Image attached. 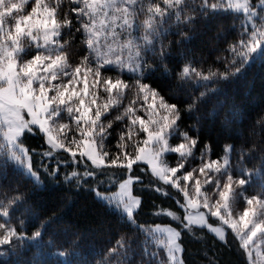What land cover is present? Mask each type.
<instances>
[{"label":"snow or ice","instance_id":"obj_1","mask_svg":"<svg viewBox=\"0 0 264 264\" xmlns=\"http://www.w3.org/2000/svg\"><path fill=\"white\" fill-rule=\"evenodd\" d=\"M31 2L0 0V127L5 129L0 149L8 159L21 166L24 174L38 183L39 172L33 167L32 156L22 140L27 134L35 135L38 129L50 148L42 155L51 158L53 152L62 149L69 154L72 163L84 164V180L96 179L98 173H103L107 168L126 169L129 175L119 184V193L105 195L99 187H92L91 190L98 200L107 201L109 206L115 202L116 210L126 213L127 220L133 224H136L134 209L138 208L141 200L132 195L131 186L134 180L139 181L141 178L133 177L131 173L134 165L143 162L149 166L153 176L183 194V203L177 200V204L185 211L184 228L207 226L225 243L226 230L231 229L248 256V264H264V250L261 249L264 243V189L255 195L245 194V186L253 175L243 166L246 153L241 151L239 178L232 175L228 166L227 153L232 151V145L225 146L223 163L219 160H204L207 153L202 151L198 169L187 170L188 158L193 156L199 138L180 129L182 113L178 103H170L158 89L144 82L146 73L154 70L150 59L154 62L158 58L164 64L170 55L173 42L164 43L170 29L175 27L183 37L184 34L180 32L182 26L192 25L196 18L190 13L207 17L210 12L224 9L222 0H191V7L189 0H162V3L155 0H70V3L77 5L70 9L75 15V23L67 12L63 18L60 17L61 0H35L30 11H27ZM224 10L242 11L252 23L248 39H241L238 47L231 48L232 53L240 58L239 62L247 63L250 57L264 53V14L259 15V24L253 20L258 17V12L264 13V0H259V9L253 7L250 0H228L227 9ZM141 16L144 17L142 20ZM77 33L83 34L81 43L87 53L73 67L69 62L68 49ZM65 34L68 39H64ZM122 34L127 38L119 43V48L121 53L128 50L127 58L117 54L116 44L120 42ZM112 70L118 72L116 78L104 75V72ZM125 70L136 74L134 84L119 78ZM164 71L168 72L166 64ZM236 71L239 72L240 68ZM193 76L198 78L197 83L217 78L228 79L227 73L210 71L209 75H203L192 66L191 61L177 73L181 85ZM203 86L206 91L198 97L179 102L186 104L188 113L198 111L199 104L206 97L207 84ZM126 89L135 91L137 100H142V103L136 107L137 101H133L122 114L107 119L105 123L111 108L119 104V98ZM105 93L106 99L103 98ZM138 111H143L147 119L137 114ZM24 113H27L28 118H25ZM64 113H67L69 122H60ZM125 120V130L119 133L117 142V148L122 153L118 152L110 158L104 141L110 135L109 130L114 123H123ZM73 124L77 135H73L69 141L67 136L73 131ZM140 133L145 136L142 140L139 139ZM177 134L182 142L173 146L170 137ZM130 144L134 146L133 153L127 151ZM208 148L206 144L205 149ZM169 153L179 156L174 167L169 166L165 159ZM86 162H90L91 167ZM43 167L48 171L47 165ZM197 171L199 176L196 175ZM58 174L59 166L49 172L53 178ZM64 179L65 182L76 179L78 187L82 183L81 174L77 171L65 175ZM103 183V180L99 181V184ZM156 191L161 190L157 188ZM240 198H243L246 206L241 213L234 214L233 209ZM21 199L19 195L0 198V218L9 217L10 206ZM201 208L206 211H200ZM166 215L180 219L171 211ZM208 217L215 218L222 227H213ZM137 227L153 239L156 238L154 233L166 234L168 264H184L178 255L183 251L178 243L180 231L171 227L162 228L159 224L147 230L143 225ZM41 237L42 232L36 231L31 239L39 241ZM24 239L23 232L18 231L8 220L0 222V246L14 248L16 241ZM51 243L48 242L49 245ZM130 245L131 240L126 244L121 237L108 250L103 264H107L108 258L112 256L117 257L115 264H127L125 258ZM253 251L256 259H253ZM68 254L54 253L58 256ZM144 255H148L146 247ZM152 256L155 257L156 253L153 252Z\"/></svg>","mask_w":264,"mask_h":264},{"label":"trees","instance_id":"obj_2","mask_svg":"<svg viewBox=\"0 0 264 264\" xmlns=\"http://www.w3.org/2000/svg\"><path fill=\"white\" fill-rule=\"evenodd\" d=\"M33 2L35 0L27 6L28 9ZM155 2L162 3V0ZM75 6L77 5L70 3V0H61L60 17L63 18L67 12L75 23V15L70 12ZM189 6L191 7V0ZM190 14L196 18L192 25L182 26L180 32L184 34L183 37L173 27L164 41L166 45L169 41L173 42L170 55L164 61L168 72L164 71V64H161L158 58L154 62L150 59L154 70L146 73L144 82L158 89L170 103H178L182 113L180 129L187 131L194 138L197 136L199 138L193 156L188 158L186 169L189 171L193 168L198 169L202 151L207 153L203 157L204 160L222 162V157L226 155L225 146L232 145V151L227 153L232 175L239 178L243 150L246 153L243 166L247 172L253 173L244 191L248 196L255 195L264 189V54L242 64L239 62L240 58L232 53L231 48L238 47L241 39L247 40L251 33L252 27L246 24L243 14L224 9L210 12L207 17L196 13ZM143 18L140 17L141 20ZM254 21L259 24V17ZM64 32L67 33V29ZM83 38L82 33H77L71 48L68 49L69 62L73 67L87 53V49L81 43ZM126 38L122 34L120 42L116 45L119 47V43ZM64 39H68L67 34ZM176 41L180 43H175ZM101 43H104L103 38ZM188 61H191L192 66L203 75H209L210 71L227 73L228 79L217 78L197 83L198 78L193 76L191 80L181 85L177 73ZM237 68H240L239 72L236 71ZM104 75L116 78L118 72L106 71ZM119 78L134 84L136 74L125 70ZM205 83L208 89L206 97L199 104L198 111L188 113L186 104L179 102L190 101L192 97H198L201 92H205L203 86ZM103 98H107L106 93L103 94ZM133 101H137L136 107L142 103V100H137L135 91L126 89L119 98V104L111 108L105 123L107 119L122 114ZM137 114L147 119L143 111H138ZM60 122H69L67 113L63 114ZM126 123L127 120L123 123L117 121L109 130L110 135L104 141V145L110 158L115 157L118 152L122 153V150L117 148V142L120 138L119 133L125 130ZM72 128L73 131L67 136L69 141L73 135H77L74 124ZM144 138V134L140 133L139 139ZM22 140L32 156L33 167L39 172L40 180L37 183L28 178L0 149V198L17 195L22 197L19 203L10 206L11 215L0 218V222L8 220L26 237L23 241H16L14 248L9 245L0 246L2 253L0 264H98V262L103 264L108 250L114 247L121 237L126 244L131 240L125 258L127 264H168L164 248L137 225H143L147 230L156 222H171L163 210L178 211L182 216L183 210L178 206L176 195L170 185L158 182L143 164L133 166L131 175L141 178L132 184L133 193L139 195L141 199L139 208L134 212L136 224H133L124 215L98 200L91 190L92 187H99L102 192L115 189L118 182L129 175L126 169L107 168L103 173H98L96 179L84 180L82 176L84 164L72 163L69 154L62 149L53 152L51 158L42 155L50 148L45 144L38 129L35 135L27 134ZM179 141H182L179 134L170 137L172 144ZM206 144L209 145L208 149H205ZM134 150L132 144L127 148L129 153H133ZM165 159L174 167L179 156L169 153ZM64 161L68 163L65 164ZM86 163L91 167L90 162ZM43 165L48 166V171L44 170ZM57 166L59 174L53 178L49 172ZM72 171L81 174L82 183L79 187L76 179L65 182V175H70ZM180 174H183V170ZM196 175L199 176L198 171ZM100 180L104 183L99 184ZM204 187L208 188L207 185ZM157 188L161 191H156ZM5 203L7 204V201ZM245 206L243 198H240L233 212L243 211ZM175 225L181 232L179 241L183 249L181 258L184 264H248L246 253L231 230L227 229L225 243L216 239L205 228L192 226L186 229L179 223ZM36 231L42 232L39 241L31 239ZM49 241L52 242L51 245L48 244ZM145 247L147 256L144 255ZM56 252L70 254L58 256L54 255ZM153 252L156 253L155 257L152 256ZM116 260V256L109 257L107 264H115Z\"/></svg>","mask_w":264,"mask_h":264},{"label":"rangeland","instance_id":"obj_3","mask_svg":"<svg viewBox=\"0 0 264 264\" xmlns=\"http://www.w3.org/2000/svg\"><path fill=\"white\" fill-rule=\"evenodd\" d=\"M214 2H217V0H214ZM222 2H223V4H224V9H227V2H228V0H222ZM250 3H251V5L253 6V7H256L257 9H259V0H250ZM32 4H34V2L32 3ZM30 7V6H29ZM31 8V7H30ZM30 8L28 9H26L27 11H30ZM230 11H233V10H230ZM233 12H235V11H233ZM239 13H241V14H243V16L245 17V22H246V24H250V26L252 27V23L247 19V17L245 16V14L241 11V12H239ZM260 14H264V13H259L258 12V17H259V15ZM258 17H254L253 18V20L254 19H256V18H258ZM116 47H118L117 45H116ZM33 51H34V48H33ZM242 51H243V49H242ZM117 54H121V55H123L125 58H127V56H128V50L127 49H125L122 53L120 52V48L118 47L117 48ZM261 54H264V53H258L257 55H254L253 57H250L249 58V60H248V62L247 63H249L251 60H253V59H255L257 56H260ZM24 115H25V118H28L27 117V113H24ZM3 130H5V129H3L2 127H0V138H1V141H2V143L4 142L3 141V135H2V132H3ZM39 131V130H38ZM43 136V135H42ZM43 139H44V142H45V138H44V136H43ZM180 142H182V141H179L178 143H180ZM171 143V142H170ZM178 143H175V144H172L173 146H175L176 144H178ZM45 144L49 147V145L45 142ZM25 147V146H24ZM26 148V147H25ZM27 149V148H26ZM5 156H6V158L8 159V157H7V155L5 154ZM9 160V159H8ZM16 168H18V169H20L21 171H23L24 172V170H23V168L21 167V166H19V165H17L16 163H14L13 161H11V160H9ZM220 163H223V161L221 162V161H219ZM138 163H141V164H143L144 166H146L147 167V169H148V171L151 173V169L149 168V166L147 165V164H145V163H143V162H138ZM168 163V162H167ZM170 166V165H169ZM152 174V173H151ZM182 175V174H181ZM128 177V176H127ZM127 177H125L124 179H127ZM133 177H136V176H133ZM155 177V176H154ZM157 180H158V182H160L161 184H163V185H165L164 183H163V181H161V180H159V178H157V177H155ZM201 178V177H200ZM124 179H122V180H120L119 182H118V184H117V186L115 187V189H113V190H111V191H107V192H103L105 195H113V194H116V193H119L120 192V189H119V184L120 183H122L123 182V180ZM33 180V179H32ZM34 181V180H33ZM135 181V180H134ZM194 182V181H193ZM171 186V185H170ZM173 190H174V193H175V195H176V201L177 200H179L181 203H183V201H184V197H183V194L181 193V192H179V191H177L176 189H174L173 188ZM131 191H132V186H131ZM210 191V190H209ZM94 195H95V193H94ZM132 195H134V196H136L137 198H139L140 199V196L139 195H137V194H135V193H133V191H132ZM95 197H96V195H95ZM97 198V197H96ZM141 200V199H140ZM104 203H106L108 206H109V204H108V202L107 201H103ZM140 206V205H139ZM139 206H138V208H139ZM179 206V205H178ZM113 210H115V211H117L118 213H120V214H122V215H124L126 218H127V216H126V213H122L121 211H118V210H116V207H115V202H113V204L110 206ZM138 208H136V209H134V212L138 209ZM181 208V207H180ZM182 209V208H181ZM183 210V214H182V216L179 214V212L178 211H173V210H163L162 212L164 213V214H166L168 211H171V212H173L176 216H178V217H180V219H173V217H170V216H168L169 218H170V220H171V222H156V223H154V224H151L150 226H149V229L150 228H154L157 224H159L162 228H164V227H171V228H174V229H176L177 231H179V228L175 225V223H179L182 227H184L183 225H184V223H186V221H183V217H184V215H185V211H184V209H182ZM200 211H206L205 209H203V208H201L200 209ZM242 211H238L237 213H241ZM193 214H195V212H193ZM234 214H236V213H234ZM208 222L210 223V224H212L213 225V227H222L221 225H220V223H219V221H217L215 218H211V217H208ZM193 226H195V227H202V228H205L209 233H211L213 236H215L216 237V239H218L219 241H221L220 239H219V237L215 234V233H213V232H211L208 228H207V226H201V225H193ZM192 227V226H191ZM226 227V226H225ZM229 230H231V229H229ZM226 233H227V230H226ZM156 238L155 239H153V237L152 236H149L152 240H154L158 245H160L161 247H163L164 248V250H165V253H166V258H167V247H166V244H167V235L166 234H164V233H154L153 234ZM178 243L180 244V241H178ZM258 243H260L259 241H258ZM181 245V244H180ZM261 249L262 250H264V243H262L261 244ZM246 253V252H245ZM179 255V257L181 258V253L180 254H178ZM246 255V258H247V260H248V256H247V254H245ZM182 259V258H181ZM253 259H256V256H255V251H253ZM167 262H168V260H167Z\"/></svg>","mask_w":264,"mask_h":264}]
</instances>
